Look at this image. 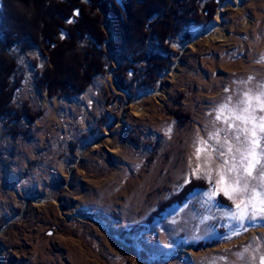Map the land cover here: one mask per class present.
I'll return each mask as SVG.
<instances>
[{
	"label": "rangeland",
	"instance_id": "obj_1",
	"mask_svg": "<svg viewBox=\"0 0 264 264\" xmlns=\"http://www.w3.org/2000/svg\"><path fill=\"white\" fill-rule=\"evenodd\" d=\"M220 11L224 41H194ZM102 29L111 69L73 97L40 87L46 55L13 51L19 88L0 122V264H251L264 254V219H231L222 192L208 199L214 180L192 172L217 106L264 83V0L223 1L204 27L168 41L169 70L133 94L118 84L124 62L108 52L109 18ZM27 112L39 115L28 122ZM193 182L203 188L153 217Z\"/></svg>",
	"mask_w": 264,
	"mask_h": 264
},
{
	"label": "trees",
	"instance_id": "obj_2",
	"mask_svg": "<svg viewBox=\"0 0 264 264\" xmlns=\"http://www.w3.org/2000/svg\"><path fill=\"white\" fill-rule=\"evenodd\" d=\"M223 1L0 0V122L11 115L19 88V64L13 51L25 54L38 49L47 56L49 67L39 84L48 98L80 95L94 77L111 69L103 48L106 17L112 22L115 41L110 52L124 62L116 76L119 86L129 94L153 90L171 64L168 41L182 32L187 39L190 28L204 27ZM140 64H146L141 80L130 79ZM16 115L15 121L21 120L18 111ZM38 115L27 112L25 119L34 122ZM202 188L200 183L188 184L153 217Z\"/></svg>",
	"mask_w": 264,
	"mask_h": 264
},
{
	"label": "snow or ice",
	"instance_id": "obj_3",
	"mask_svg": "<svg viewBox=\"0 0 264 264\" xmlns=\"http://www.w3.org/2000/svg\"><path fill=\"white\" fill-rule=\"evenodd\" d=\"M214 124L218 126L207 138H199L194 145L203 166L197 164L192 175L210 183L214 180L208 199L222 192L235 207L228 214L231 219H264V83L219 104ZM257 261L264 264V254L251 258V264Z\"/></svg>",
	"mask_w": 264,
	"mask_h": 264
},
{
	"label": "bare ground",
	"instance_id": "obj_4",
	"mask_svg": "<svg viewBox=\"0 0 264 264\" xmlns=\"http://www.w3.org/2000/svg\"><path fill=\"white\" fill-rule=\"evenodd\" d=\"M221 20V11L218 12L216 15V22L212 23L205 32L202 30H194L192 32V37L194 41L199 40L200 38H207L208 41H224L225 36L222 34L223 26L218 25L219 21ZM175 76V74H173ZM98 142H96L97 144ZM94 144L93 147H96L97 145Z\"/></svg>",
	"mask_w": 264,
	"mask_h": 264
},
{
	"label": "water",
	"instance_id": "obj_5",
	"mask_svg": "<svg viewBox=\"0 0 264 264\" xmlns=\"http://www.w3.org/2000/svg\"><path fill=\"white\" fill-rule=\"evenodd\" d=\"M108 34H109V38L113 40L114 39L113 33L111 31H108ZM107 49H108V52L110 53L109 47H107Z\"/></svg>",
	"mask_w": 264,
	"mask_h": 264
}]
</instances>
